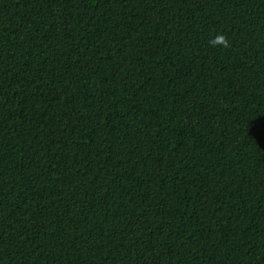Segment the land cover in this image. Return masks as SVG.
<instances>
[{"label":"trees","instance_id":"obj_1","mask_svg":"<svg viewBox=\"0 0 264 264\" xmlns=\"http://www.w3.org/2000/svg\"><path fill=\"white\" fill-rule=\"evenodd\" d=\"M0 264H264V0H0Z\"/></svg>","mask_w":264,"mask_h":264},{"label":"clouds","instance_id":"obj_2","mask_svg":"<svg viewBox=\"0 0 264 264\" xmlns=\"http://www.w3.org/2000/svg\"><path fill=\"white\" fill-rule=\"evenodd\" d=\"M217 42L222 43L225 47L228 46V42L224 36L220 35L217 37Z\"/></svg>","mask_w":264,"mask_h":264}]
</instances>
